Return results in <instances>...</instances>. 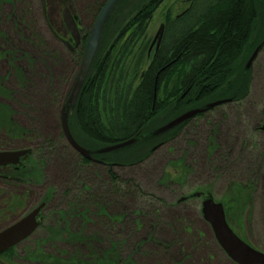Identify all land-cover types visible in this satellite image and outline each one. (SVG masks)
<instances>
[{
    "label": "trees",
    "instance_id": "1",
    "mask_svg": "<svg viewBox=\"0 0 264 264\" xmlns=\"http://www.w3.org/2000/svg\"><path fill=\"white\" fill-rule=\"evenodd\" d=\"M143 1L134 12L115 22L111 36L98 44L75 102L70 104L69 96L61 106L67 113L72 138L87 152L89 159L80 157L65 143L58 149L57 159L60 153L63 154L60 158L67 157L68 153L75 159L74 163L69 160L71 163L64 164L67 180L57 195L61 200L52 205L56 189L50 187L40 200L49 212L32 239L0 255L4 264H9L19 254L28 264H140L138 260H148L155 250L166 253L171 248L170 243H161L155 238L163 220L160 210L151 201L162 206L165 202L146 193L133 178L123 179L116 170L144 164L157 150L169 145L190 122L164 133L159 130L183 113L207 108L224 98L233 97L234 102L239 103L247 96L251 81L246 61L256 46L253 40L257 23H262L264 31V0H190L193 2L180 15L166 16L156 50L155 44L150 48L153 39L151 42L148 37V27L165 0ZM92 4L91 13L97 16L104 3L95 0ZM18 11L16 15L9 14L8 19L22 42L32 45L37 53L38 38L33 33L28 13ZM14 28L12 31L16 32ZM56 35L60 42L69 41L59 32ZM85 38H82V46L73 52L76 61L83 55ZM13 42L11 38L0 37V46L6 48L5 55H9L12 67L8 70L14 76L10 91L0 80V96L14 102V95L25 91L28 79L24 67L12 65L17 55L14 48L18 47ZM48 53L43 46L42 63L45 57L54 62L55 57ZM26 102L24 106L19 102L21 107L16 113L11 105L0 102V135L17 142L32 133L35 138H42L36 136V132L40 133L37 128L16 122V118L25 122L28 119L24 118H29L32 123L31 119L38 117L33 109L34 101L27 99ZM26 111L28 115L24 114ZM201 116L204 117L199 114L197 118ZM35 124H38L37 119ZM62 139L63 135L59 140ZM51 145L48 140L35 149L42 153L45 146ZM47 162L46 156L34 159L29 155L17 167L0 169L3 171L0 183L12 186L20 192L18 194L28 195L30 189L44 183ZM169 168L174 173L171 174ZM190 172L183 156L170 160L162 168L156 186L181 187ZM9 197L2 205L16 213L23 207L25 197L17 194ZM182 198L186 199L183 203L193 197L184 195ZM145 199L150 207L147 212L141 208ZM50 205L54 208H49ZM151 211L156 213L158 221L146 228L142 219L150 218ZM119 224L122 231L118 229ZM91 225L95 233H91ZM115 230L121 232V242L113 240L118 235L113 234ZM148 244L152 245L150 249ZM24 245L26 248L18 253L17 248ZM47 246L55 253L46 251Z\"/></svg>",
    "mask_w": 264,
    "mask_h": 264
},
{
    "label": "rangeland",
    "instance_id": "2",
    "mask_svg": "<svg viewBox=\"0 0 264 264\" xmlns=\"http://www.w3.org/2000/svg\"><path fill=\"white\" fill-rule=\"evenodd\" d=\"M98 1H101L102 4L105 2V0H96V2ZM189 1L165 0L157 8L148 27L147 34L151 42L159 27L164 24L166 16L175 18L180 15L194 0L192 2ZM94 2L95 0H66V3H63V0H46L48 26L51 25V29L59 32L64 40L68 39L61 18L62 6L67 4L71 14L76 18L77 24H79L80 37H86L85 39L88 41L96 18V15L93 16L91 13L92 3ZM143 2V0H118L109 11V16H107L101 27L98 38L99 46L103 43V40L111 36L115 22L128 16L132 11L134 12ZM21 9L28 13L27 18L33 25V33L38 38V44L41 45V48L44 46L48 49V55L53 54L52 57H55L54 62L51 59L46 60L45 57L42 64H37L39 59L42 62L38 46L36 53V49L32 45L23 43V40L20 39V35L17 34L8 17L9 14L16 15L17 12L19 13L18 10ZM13 28L16 32L12 31ZM261 28L262 23H257L253 40L256 46L257 42L264 38V31ZM0 32L6 37L9 36L7 39L11 38L22 53H26V59L22 62V67L25 68L28 79L25 87L26 94H24L25 91L20 90L18 95H14V102L8 100L7 103L15 108L14 111L16 113L20 109L19 102H22L24 106L27 104V99L33 100V105H35L33 109L38 117L32 118V123L29 118H24L28 119L29 122L17 120V118L16 122L21 126L37 128L40 133L36 132V136L42 137L41 139L35 138V134L32 133L31 136L17 142L0 135V151L29 150L30 155L34 159H44L45 156L48 159L44 167V183L32 189L28 188L30 189V194H18L20 192L13 189L12 186L0 183V199H7L8 194L6 193L9 192L25 197L23 207L18 209V211H20L19 214L22 216H26L29 211L38 207L41 198L50 187L56 189L52 205H56V201L61 200L57 195L64 189V181L67 180L65 176L67 168L64 164L68 163L67 161L69 160L74 163L73 160L75 159L68 153H66L67 157L64 158H60L63 155L62 153L58 155L59 159L56 157L57 152L64 143L68 146L64 138L61 141L59 140L62 135L60 111L64 100L72 93L82 57L80 56L78 61H76L73 51H70L62 42L50 37L39 0H0ZM249 69L251 85L247 96L239 102L236 108L229 104H221L211 108L212 111L204 114V117H193L188 120L190 123L169 145L157 150L144 164L133 168L116 170L123 179L133 178L146 193L159 197L165 202V205L162 206L158 202L150 200L160 210V218L163 220L160 222V228L162 229L156 231L155 238L161 243H170L171 248L166 253L156 248L154 255L148 260L145 258L138 260L140 264H234L217 245L209 225L203 220L200 212L201 199L189 198L186 202H181V205H179L180 203L178 204V201L184 195L191 196L198 192H203L205 196L207 193H211L212 199L216 203L223 204L227 223L236 236L255 250L264 253V196L247 197L246 195H240L238 192H231L233 190L226 187L233 180V174H236L234 178L238 177L237 175H239L238 178L244 177L243 174L247 168L253 167L251 163H254L257 153L262 152L264 157V132H250L247 122L239 125L238 118L231 117L230 113L232 110L239 109L249 115L248 121L258 120V117L254 116L256 115L254 112L260 110L264 105V48L256 54L254 63ZM10 76H12V73L9 72L8 67L4 63H0V77L5 78V83L6 81L8 82L6 85L8 84L9 86L11 84L13 86L14 76L12 78ZM48 98L50 99L49 102ZM24 114L28 115L27 111ZM36 119L38 124L33 125ZM249 124L252 123L250 122ZM218 127L222 132V137L226 136L222 141L236 146L234 155H243L241 156L242 159L235 156V161L231 163V166H217L213 152L209 147V140L210 138H215ZM261 127L264 128V120ZM233 133L239 138L237 141L231 138ZM227 136L229 137L228 139ZM207 137L209 138L208 140H206ZM48 140L52 142L50 147L45 146L46 150L42 153L36 151L35 148L38 142L41 146L46 144ZM249 144L250 148L255 146V149H246ZM242 146L244 148L243 151L239 149ZM182 156L186 166L190 167L191 172L184 178L181 187L179 185L169 188L157 187L156 180L165 163L170 160L174 161ZM69 163L71 162L69 161ZM168 170L171 174L174 173L171 168ZM215 170H219L220 173L214 172ZM0 173H3V171ZM208 185L210 187L207 189ZM23 191L21 193H24ZM250 199L251 201H249ZM0 201V205L3 204L4 201ZM148 203L147 199L142 200L141 208L144 212L150 209ZM176 203L178 205L174 206ZM52 205L49 208H54ZM48 212L47 209L43 208L40 214L46 217ZM154 213L152 214L151 211L148 216L150 218L142 219L143 226L146 227L149 226L148 224L152 225L158 221L155 218L156 213ZM14 220L15 218H10L9 221L6 220V223L2 222L0 227H5V225H9ZM89 228H91V233L96 232L92 225ZM119 228V231H122L120 224ZM113 232V234H118L117 238L113 240L116 243L121 242L123 239L121 232L116 230ZM143 232L145 233L146 229ZM151 246L148 244V249ZM24 248H26L25 245L19 246L17 252H22ZM45 249L48 252L55 253L51 246H47ZM21 257L19 254V257H14L15 259L9 264H28ZM0 264L4 263L0 261Z\"/></svg>",
    "mask_w": 264,
    "mask_h": 264
},
{
    "label": "water",
    "instance_id": "3",
    "mask_svg": "<svg viewBox=\"0 0 264 264\" xmlns=\"http://www.w3.org/2000/svg\"><path fill=\"white\" fill-rule=\"evenodd\" d=\"M117 1L118 0H107L100 9L94 21L92 32L87 41L83 56L81 58L79 72L72 93L70 95V104L75 102L84 84V81L89 74L91 65L96 55L101 27L105 22L111 7ZM40 5L43 15H45V0H40ZM61 18L63 26L66 32L69 34L74 47H77L80 44V32L76 24V19L73 17L66 4L62 6ZM162 33L163 25L159 27L150 48H152L155 44V50L157 49L161 41ZM64 45L70 51H72L74 48L68 42H64ZM257 51L258 49L253 52L252 56L248 60L246 69H248L251 65L257 54ZM184 96L185 95H183L181 98H183ZM223 103V101L215 102L208 105V107L205 109H195L187 111L162 127L159 130V133L167 132L177 127L178 125L192 119L193 117L204 113L206 110L219 106ZM60 128L61 133L68 146L80 157L89 159L87 152L82 147H80L72 138L68 128L67 113L64 109H62L60 113ZM114 149L115 147L105 149V152H109ZM29 154V150L0 151V168L16 167L21 162H24L28 158ZM193 197H199V195L194 194ZM184 200L186 199L182 198L180 202ZM43 207L44 204L39 205L37 208H35V210L27 214L18 222L0 232V255L12 249L13 247H16L19 243L25 241L35 232V230L39 227V223L36 219ZM200 212L203 220L209 225L217 245L231 262H233L234 264H264V253H261L244 243L230 228L227 223L224 208L220 203H216L211 197H209L201 202Z\"/></svg>",
    "mask_w": 264,
    "mask_h": 264
},
{
    "label": "flooded vegetation",
    "instance_id": "4",
    "mask_svg": "<svg viewBox=\"0 0 264 264\" xmlns=\"http://www.w3.org/2000/svg\"><path fill=\"white\" fill-rule=\"evenodd\" d=\"M106 1L107 0H105L104 3H106ZM43 18H44V21H45L44 15H43ZM45 23L47 24V28H48L50 37H52L54 40L60 42L59 39L57 38L56 32L51 29V25H49L50 27L48 26L47 19H46ZM2 36H4L5 39H7V37H9V36L6 37L5 35H2L1 32H0V37H2ZM81 39H82V37H81ZM81 43L82 42H80V44L78 46H80ZM38 47L40 48V55H41V50H42L41 45H39ZM263 48H264V38L254 48V50L252 51V53L250 54V56L248 57V59L246 61V65H247L248 60L252 56L253 52L256 49H258V51H257V54H258ZM6 51L7 50H6L5 47L0 46V63H4V65H6V67H8V69H10L12 67H11V65H10V63L8 61L9 60V55H5ZM14 52H16L17 55H14L15 62L12 65L14 67L21 68L22 62L24 61V59H26V57H25L26 53L25 52L22 53V51L19 49V47L14 48ZM39 60H38L37 64H40V63L42 64L41 60L40 61ZM254 60H255V58H254ZM254 60L252 61V63L249 66V68L254 63ZM10 77L12 78V76H10ZM0 80L2 82L3 87L6 90H9V91L12 90V85L11 84H9V86H8V84L6 85V83H8V82L6 81V83H5V78H3V77L1 78L0 77ZM243 99H245V97ZM7 101H8V99H6V98L3 99L0 96V102L4 103L5 105H9L7 103ZM222 101L224 102L223 104H229V105L234 106L235 108H236V106L239 105V103L234 102L235 100L233 99V97L226 98V99L225 98L224 99H220V100H217L216 102H222ZM209 110L210 109L206 110L204 113H201V114L204 115ZM230 113H231V117H237L238 118L239 125L247 122V125H248V128H249L250 132H252V133H257L258 131L259 132L260 131L264 132V128L261 127V124L263 123V120H264V105H263V107L260 110H257L256 112H254L256 114L254 116L258 117V120L253 119L251 121H248L249 115L246 112L240 111L239 109L232 110V112H230ZM250 122L252 124H249ZM219 127H218V130H217V134H216L215 138L214 137L212 138L213 142L212 141L210 142L209 147L211 148V150L213 152L214 160L216 162L215 164H217V166L218 165H220V166H231V163L235 161L234 160L235 156H238L240 159H242L241 156H243V155H241V153H240L241 156H239L238 154L234 155L236 146L234 144H232V143L230 144V143H225V142L222 141V139H225L226 136L222 137V132H221ZM232 135L233 136L231 138L234 141H237L239 139L235 135V133H233ZM228 138L229 137L227 136V139ZM239 149L241 151L244 150L243 146L240 147ZM246 149L252 150V149H255V146L250 148V144H249L248 148L246 147ZM249 155H250V153H249ZM251 155H253V154H251ZM248 163L250 164V162H248ZM251 164H253V167L247 168L246 172L243 174L244 177L238 178L239 175H237L238 177L234 178V176L236 174H233L234 175L233 176V180L232 181L230 180L231 182L226 187L230 188V190H233L231 192H238L240 195H243V196L246 195L247 197H255V196H258V195L264 196V157H263V153L262 152L257 153L255 158H254V163H251ZM6 168H11V167H6ZM0 169H5V168H0ZM214 172H217L218 174L220 173L219 170H217V171L215 170ZM227 178H229V177H227ZM233 188H235V189H233ZM6 194H8V196L6 198L9 199L10 198L9 195H11V193L9 192V193H6ZM195 194H198L199 197H193L194 194L191 195V197L197 198V199H201V202L203 200L209 198V197L212 198L211 193H207L206 196L204 195L203 192H201V193L198 192V193H195ZM4 199H2V198L0 199V200L4 201L3 204H5V202L7 200V199H5V200ZM249 201H251V199ZM0 203H1V201H0ZM40 204H43V203H40ZM7 208L8 207L3 206L2 204L0 205V225H2V222L6 223V220L9 221L10 218H12V219L15 218V220L12 223L9 222L10 224L9 225H5V227H2V228L0 227V232L3 231L4 229L8 228L9 226L15 224L16 222H18L21 219V217L22 218L24 217L21 214H19L20 211H17L16 213H13V212L7 211ZM33 210H35V208L32 209L31 211H29L27 214H29ZM43 217L44 216L42 214L38 215L36 220H37V222H39V224L41 223ZM33 234L30 237H28L25 241L19 243L18 245L25 244L26 241L32 239Z\"/></svg>",
    "mask_w": 264,
    "mask_h": 264
}]
</instances>
